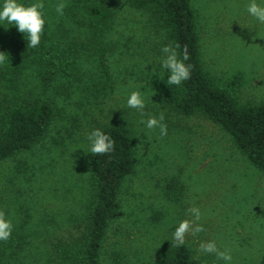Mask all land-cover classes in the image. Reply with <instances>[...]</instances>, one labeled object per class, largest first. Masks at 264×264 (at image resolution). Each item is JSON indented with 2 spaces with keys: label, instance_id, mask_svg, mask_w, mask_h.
Masks as SVG:
<instances>
[{
  "label": "rangeland",
  "instance_id": "obj_1",
  "mask_svg": "<svg viewBox=\"0 0 264 264\" xmlns=\"http://www.w3.org/2000/svg\"><path fill=\"white\" fill-rule=\"evenodd\" d=\"M191 1L207 71L220 83L240 75L239 101L264 103V25L248 14L250 0ZM59 2L43 0L44 31L31 50L16 41V25L0 22L8 56L0 64V104L44 98L55 106L46 134L0 161V210L13 225L0 241V264H81L77 250L95 191L87 137L113 122L135 138L138 164L123 180L122 214L108 227L102 264L159 263L177 249L170 239L179 222L192 219V206L205 229L182 245L192 264H225L199 251L207 241L230 250L231 264H264V171L220 124L166 104L177 85L166 83L160 67L169 45L163 25L128 0H63V15ZM98 6L109 11V26L95 33L91 10ZM44 71L53 72L48 83ZM133 91L144 99V116L127 106ZM161 113L163 137L140 122Z\"/></svg>",
  "mask_w": 264,
  "mask_h": 264
},
{
  "label": "trees",
  "instance_id": "obj_2",
  "mask_svg": "<svg viewBox=\"0 0 264 264\" xmlns=\"http://www.w3.org/2000/svg\"><path fill=\"white\" fill-rule=\"evenodd\" d=\"M145 10L163 25L169 44L179 45L180 58L187 50L191 76L165 97L166 104L183 115H206L220 124L254 166L264 171V103H241L237 90L242 77L235 75L220 83L205 68L199 48V32L191 0H128ZM92 30L97 33L109 26L110 13L105 7L91 10ZM16 41H27L23 33ZM32 49L31 47L29 48ZM0 51L6 46L0 41ZM48 83L52 71L40 74ZM55 115L54 104L44 98L18 99L0 104V161L15 153L31 149L47 132ZM114 141V150L104 155H91L95 191L87 217L86 230L79 241L77 258L81 264H102V248L111 221L122 214L119 199L123 180L138 164L136 140L119 122L100 129ZM156 264H192L188 247H179Z\"/></svg>",
  "mask_w": 264,
  "mask_h": 264
},
{
  "label": "clouds",
  "instance_id": "obj_3",
  "mask_svg": "<svg viewBox=\"0 0 264 264\" xmlns=\"http://www.w3.org/2000/svg\"><path fill=\"white\" fill-rule=\"evenodd\" d=\"M66 6L61 0L55 5V11L57 14L63 15ZM44 7L43 0H36V2L29 5L20 3L19 0H3V4L0 6V22H6L7 25H16L17 30L25 35L28 42L27 47L35 48L40 44L44 31L45 20L41 11ZM246 9L250 16L254 17L259 24L264 25V5L258 4L257 0H250ZM177 48H179V45L174 47L169 44L161 49L163 56L160 67L169 73L166 81L169 86L180 85L191 76V66L185 63L189 59L187 50L180 58ZM6 59H8L6 53L0 51V64H3ZM127 106L137 109L141 116H144L145 102L140 92L133 91L129 95ZM163 120L164 114L161 113L159 118L150 116L146 121L141 120L140 122L144 123L147 129L159 128L160 135L163 137L167 135V126L163 123ZM87 139L90 143L89 152L94 156L108 154L114 150V141L100 129L91 131ZM187 212L192 219H184L175 227L170 239L174 248L184 245L188 235L196 237L199 233L205 231L203 225L199 223L202 218L200 209L192 206L187 209ZM12 230V222L6 218L4 211L0 210V241L9 240ZM199 251L214 254L218 260H223L225 264H231L232 255L230 250H220L215 241L200 243Z\"/></svg>",
  "mask_w": 264,
  "mask_h": 264
}]
</instances>
